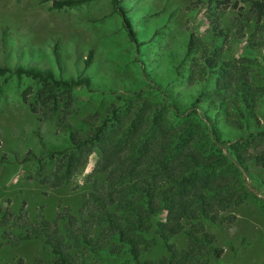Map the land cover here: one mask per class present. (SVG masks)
Wrapping results in <instances>:
<instances>
[{"label":"trees","instance_id":"1","mask_svg":"<svg viewBox=\"0 0 264 264\" xmlns=\"http://www.w3.org/2000/svg\"><path fill=\"white\" fill-rule=\"evenodd\" d=\"M83 2L51 0V7L60 9ZM187 9H203L208 24L203 34L190 30L182 58H172L176 75L183 63L190 62L188 82L200 87L185 109L173 103L168 106L162 83L153 81L159 102L148 101L142 87L133 93L121 89L124 99L129 98L126 104H110L106 111L95 110L72 123L66 118L72 93L79 88L94 92L98 87L84 69L93 50L87 51L80 65L76 52L61 55L52 50V57L46 58L12 52L2 45L0 75L37 83L40 88L31 102L33 111L53 119L64 133V143L59 146L46 145L38 138L39 155L28 150L13 158L20 163L42 162L59 153L58 168L70 176L87 162L85 148L96 144L98 159L92 176L103 178L100 183L94 180L85 194L80 217L69 214L65 207L51 220L15 217L21 220V228L5 231L0 248L42 241L45 257L35 258L31 264H207L210 258L221 255L213 233L202 221L216 222L233 201H242L247 195L243 188L240 192L239 182L244 163L254 161L264 169V129L256 115L258 104L264 101V84L252 82L238 63L227 59L226 44L219 40L225 37L226 20L238 38L249 29L253 37L264 32V0H190ZM228 9L230 15L223 20ZM129 34L134 32L129 30ZM213 74V86L209 87ZM205 104L214 110L226 105V121L238 135H220L202 111ZM167 106L179 122L170 123L165 117ZM5 161L0 157V163ZM64 220L68 230L79 222L85 228L98 229V233L79 248L59 244V222ZM183 232L185 247L168 243L169 238ZM157 240L164 243L166 254L156 260L141 259ZM15 264L25 263L18 259Z\"/></svg>","mask_w":264,"mask_h":264},{"label":"rangeland","instance_id":"2","mask_svg":"<svg viewBox=\"0 0 264 264\" xmlns=\"http://www.w3.org/2000/svg\"><path fill=\"white\" fill-rule=\"evenodd\" d=\"M112 1L85 0L54 9L51 0H0V49L5 44L12 52L46 58L52 57V50L61 55L76 52L80 65L87 51L93 50L84 69L98 87L94 92L79 88L72 93L66 116L72 123L95 110L106 111L110 104H126L129 98L124 99L121 89L133 93L142 87L148 101L159 102L153 81L162 83L168 106L173 103L178 109L187 108L200 87L188 82L190 62L183 63L176 75L172 58H182L190 30L203 34L208 24L203 9L188 10L190 0H117L116 5ZM230 12L228 9L223 20ZM224 27L225 37L219 42L226 44L227 59L238 63L252 82L264 84V32L253 37L249 29L238 38L232 34L229 21L226 20ZM129 30L134 32L133 36ZM257 36L261 40L255 41ZM214 77V74L210 76L209 87L213 86ZM39 88L33 80L0 75V157L6 160L0 163V238L5 231L20 230L21 220L15 217L22 215L31 220L38 216L51 220L65 207L69 214L80 217L85 194L92 189L94 180L100 183L103 178L92 176L98 159L96 144L85 148L87 162L70 176L58 168L59 153L42 162L20 163L13 158L28 150L39 155L38 138L46 145L64 143V133L54 120L32 109L31 102ZM168 106L165 117L170 123L179 122ZM202 109L220 135H238V130L226 121V105L214 110L205 104ZM256 115L264 129V101L258 104ZM239 178L240 192L242 188L247 192L243 200L233 201L216 222L202 221L213 233L215 246L221 249V255L210 258L207 264H264V169L248 161ZM113 184L123 191L119 183ZM65 223L66 220L59 222L56 240L59 244L79 248L98 233V229L85 228L79 222L69 231ZM152 235L151 232L148 237ZM168 243L183 248L187 239L183 232L169 238ZM165 254L164 243L157 240L141 259L156 260ZM43 257L45 244L40 240L16 246L4 244L0 248V264H15L18 259L31 264L35 258Z\"/></svg>","mask_w":264,"mask_h":264}]
</instances>
